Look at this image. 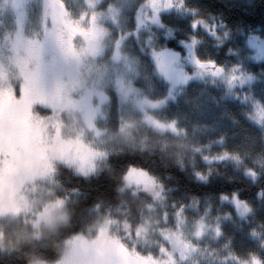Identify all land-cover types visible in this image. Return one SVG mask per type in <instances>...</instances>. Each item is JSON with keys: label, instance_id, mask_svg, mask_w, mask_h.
<instances>
[{"label": "rangeland", "instance_id": "obj_1", "mask_svg": "<svg viewBox=\"0 0 264 264\" xmlns=\"http://www.w3.org/2000/svg\"><path fill=\"white\" fill-rule=\"evenodd\" d=\"M72 4L66 6L63 1V7L71 18L85 13L81 24L87 27L88 14L96 12L95 23L100 30L92 42L94 51L82 55L79 60L61 53L56 34L59 33L65 39L67 32L59 17L53 20L48 15L45 0H2L0 3L1 250H4V231L11 232L14 225L38 238L43 231L52 229L65 218L64 201L67 197L56 193L50 179L55 162L65 164L78 175L88 176L95 164L105 156L113 140L120 143L138 125L160 132H177L175 122H164L156 117L157 109L172 100L188 81L201 80L223 85L232 98L248 105V119L252 123L258 126L264 123V110L249 91L254 79L252 74L245 72L241 65H234L220 66L223 71L214 76L207 70L198 69L192 62V57H197L196 27L201 26L210 35L219 36L220 42L227 37L224 25L213 17L194 18L202 23L198 22L195 27L192 24L193 32L181 41L183 52H179L151 46L154 26L159 25L160 14L186 11L183 0H171L170 7H163L161 0V6L155 14L144 2L137 10L136 26L129 32L121 28L120 12L125 4L122 0H92L91 3L89 0H73ZM151 23L154 26H148ZM140 30L156 73L167 84L166 95L161 99L150 100L136 90L131 60L122 53L125 37L133 34L138 36ZM30 42L39 46L40 66L37 79L28 92V99L32 100L29 112L42 119L37 120L29 115L27 121L21 123L22 106L7 90L23 88L24 76L36 65V61L26 51ZM73 43L79 49L85 42L76 35ZM244 47L245 61H264V32L248 33ZM229 75L236 77L231 87L227 84ZM69 99L74 102L72 105L68 104ZM37 106L48 110L49 114L35 110ZM112 108L118 112L119 122L115 130L109 126ZM169 124L175 131L168 127ZM77 138L81 141L80 145L63 143ZM16 162L21 163V166H16ZM131 168L134 171L128 180L124 176L129 167L124 173L123 188L141 195L143 206H149L148 211H143L140 223L132 226L136 235L130 237L126 234L131 231L127 220H118L114 213L108 211L101 212L85 235L79 234L65 241L63 254L58 260L27 264H145L142 258L149 255L158 261H168L170 256L169 264H198L194 257L201 256L207 249L206 256L209 259H218L212 255L213 244L219 233V222L215 217L221 221L230 219V215L210 216L207 208L199 213L195 203L175 209L173 205H162L166 200L162 187L144 170ZM222 197L232 206L236 217L243 218L249 213L247 203L236 194L235 200L233 194ZM153 204H159L160 207L155 208ZM198 225L201 229L199 236L195 235ZM101 230L103 237L100 236ZM121 239H125L129 246ZM154 241L161 246H154ZM117 243L124 248H117ZM140 244V250L144 252L137 248ZM10 245L13 246V243ZM154 247L158 255H153ZM253 257L259 261L256 256L232 260L235 264H252ZM227 259L220 258L224 262Z\"/></svg>", "mask_w": 264, "mask_h": 264}, {"label": "trees", "instance_id": "obj_2", "mask_svg": "<svg viewBox=\"0 0 264 264\" xmlns=\"http://www.w3.org/2000/svg\"><path fill=\"white\" fill-rule=\"evenodd\" d=\"M63 1L66 6L73 5V0ZM122 1L125 4L120 12L121 28L129 32L135 28L137 10L145 0ZM183 6L186 11L164 12L159 16L158 26L148 25L154 26L151 47L183 52L180 43L192 34L194 18L213 17L224 25L227 37L220 42L219 36L196 27L197 57L223 67L241 65L253 75L249 91L264 110V61L244 60L246 35L264 32V0H183ZM142 30L138 36L125 37L122 53L131 60L136 90L150 100H157L166 95L167 84L155 71L151 55L144 47ZM35 110L49 114L38 106ZM157 110L156 117L174 121L177 132H160L138 125L120 143L109 141L107 153L88 176L78 175L65 164L55 162L50 179L56 193L67 197L65 218L38 238L17 225L11 232L4 231L0 264L58 260L65 241L85 235L101 212L108 211L118 220H127L131 231L126 234L136 235L132 226L140 223L149 206H143L141 195L123 188V176L130 166L146 171L162 187L166 197L162 205H173L175 209L195 203L199 213L207 208L210 216L230 215V219L221 221L215 217L219 233L212 255L218 259H209L207 249L194 257L198 264H235L233 258L245 256H256L264 264V123L261 126L252 123L248 119V105L232 98L223 85L201 80L188 81L174 100ZM110 114L109 126L115 130L118 112L114 108ZM232 194L250 209L243 218L236 217L232 206L223 201L222 196ZM121 240L129 246L125 239ZM141 245L137 246L139 250ZM152 253L158 255L155 247ZM222 257H228L227 262L220 260Z\"/></svg>", "mask_w": 264, "mask_h": 264}, {"label": "snow or ice", "instance_id": "obj_3", "mask_svg": "<svg viewBox=\"0 0 264 264\" xmlns=\"http://www.w3.org/2000/svg\"><path fill=\"white\" fill-rule=\"evenodd\" d=\"M91 2L92 0H89V3ZM145 3L153 9L154 14L158 10V8L161 6V0H145ZM45 6H46V9H48V15L53 20L57 19L58 17L60 18V23L64 25V29L67 32V37L65 39H62L59 33L56 34L57 44L59 45L60 51L64 56L72 57L76 60H79V58L82 55L86 53H92L94 51V46L92 42L95 41L100 31L95 23L96 16H97L96 12H92L88 14V26L85 27L81 24V21L85 17V13L82 12L80 16L77 18H71L67 9L63 7V0H45ZM162 6L163 7L172 6L171 0H163ZM198 22L202 23V21L193 20L192 21L193 27H195V25ZM76 35H79L85 42L84 46L79 49L73 43V38ZM193 42H195V38H193ZM26 51L28 52L29 56L32 57L36 61V65L28 75L24 76L25 86L23 88L17 89L13 87L7 90L8 94L11 95L12 97H15V99L22 106L23 111H22V116H21V123L26 122L29 115H33V117L37 120L42 119V117L35 116L34 113L29 112V105L32 103V100L28 99L29 88L33 83H35L37 76L39 74L40 49L38 45H35V42H30V46L28 49H26ZM192 62L196 65L198 69L207 70L214 76L220 74L223 71V69L220 66L215 65L212 60H200L197 57L193 56ZM235 79L236 77L232 75H229L227 77V84L229 87L232 86V83ZM73 103L74 102L71 101L70 99L68 100L69 105H72ZM168 127L173 128L171 124H169ZM173 131H175V128H173ZM63 143L65 144L75 143L77 145H80L81 141L79 140V138H77L75 140L63 141ZM225 155H227V153H225ZM133 171L134 170L130 166L128 171L125 173V176H124L125 180L129 179ZM248 171H251V170L249 169ZM141 174L143 175V173ZM233 199L235 200V194H233ZM200 230H201L200 226L198 225L195 235L199 236ZM100 236L101 237L104 236L103 230L100 231ZM187 246L188 244L186 242L185 247ZM117 248L122 250L124 246L122 244L117 243ZM133 255H135V253ZM142 259L145 260V264H169V262L171 261L170 256H169L168 261H158L152 258L150 255ZM252 264H259V261L256 260L255 257H253Z\"/></svg>", "mask_w": 264, "mask_h": 264}, {"label": "flooded vegetation", "instance_id": "obj_4", "mask_svg": "<svg viewBox=\"0 0 264 264\" xmlns=\"http://www.w3.org/2000/svg\"><path fill=\"white\" fill-rule=\"evenodd\" d=\"M16 164H17L18 166H21V163H19V162H16Z\"/></svg>", "mask_w": 264, "mask_h": 264}]
</instances>
